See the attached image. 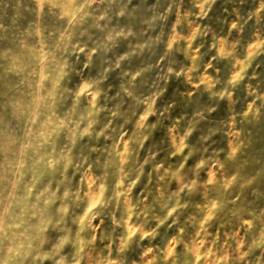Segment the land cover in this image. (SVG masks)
Wrapping results in <instances>:
<instances>
[{"label": "rangeland", "instance_id": "obj_1", "mask_svg": "<svg viewBox=\"0 0 264 264\" xmlns=\"http://www.w3.org/2000/svg\"><path fill=\"white\" fill-rule=\"evenodd\" d=\"M0 264H264V0H0Z\"/></svg>", "mask_w": 264, "mask_h": 264}]
</instances>
